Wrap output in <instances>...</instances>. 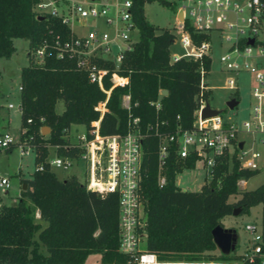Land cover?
I'll list each match as a JSON object with an SVG mask.
<instances>
[{"label": "trees", "instance_id": "obj_1", "mask_svg": "<svg viewBox=\"0 0 264 264\" xmlns=\"http://www.w3.org/2000/svg\"><path fill=\"white\" fill-rule=\"evenodd\" d=\"M39 1L0 0V57L9 58L15 52L16 38L27 40L29 48L28 63L20 71L19 139L5 152L24 142L34 151L36 166L43 165L42 170L36 167L31 177L20 180L16 203L0 204V264H85L92 252L99 254L101 264H135L130 255L119 250L117 194L87 189L74 174L59 179L46 164L50 147H56L60 156L77 155L76 149L66 147L68 131L72 125L91 128L100 117L95 107L104 102L106 93L90 81L87 70L78 68L74 59L55 56L51 44L56 37L68 39L69 28L59 17L38 15L34 7ZM146 1L151 0H134L133 20L139 37L120 66L114 69L110 63L96 61L109 69L103 79L105 90L111 86L113 70L127 78L125 85L110 91L100 133L124 134L131 119L139 118L145 134L139 189L146 249L165 262L161 264H180L177 262L202 256L210 257L209 261L214 256L227 257V253L211 252L217 248L211 229L222 225L221 218L236 206L242 213L262 204L264 211V182L239 191L237 181L248 180L258 171L242 169L234 156L224 155L217 159L210 179H205L200 190H181L175 176L194 166L195 157L180 159L171 148L161 169L165 182L158 184L156 131L172 134L192 126L202 91L199 68L203 66L208 74L210 57L171 61L175 33L172 28L148 22L143 8ZM159 2L173 8L167 0ZM184 26L196 43L210 37L194 32L189 20ZM44 43L48 45L46 54L36 59L33 52ZM162 89L167 94L162 95ZM210 92L202 93L207 101ZM124 95L130 97L129 109L122 105ZM59 100L64 105L60 113L56 111ZM155 101L158 109L152 104ZM43 127L50 129L47 135L41 134ZM233 194L240 196L229 202Z\"/></svg>", "mask_w": 264, "mask_h": 264}, {"label": "built area", "instance_id": "obj_2", "mask_svg": "<svg viewBox=\"0 0 264 264\" xmlns=\"http://www.w3.org/2000/svg\"><path fill=\"white\" fill-rule=\"evenodd\" d=\"M183 8L187 9V16L179 20L175 30L180 34V42L183 53L171 55V61L180 58L201 60L209 55V39L199 43L185 29V20H189L194 32L208 34L213 28L214 19L211 15L201 12H218L217 20L227 22V11L234 13L235 22H227L226 28L235 29L237 35L230 47V51L223 53L219 60L228 72H247L252 76L251 103L246 119L240 121L232 113L231 117L224 118L222 112L216 116L202 118L201 111L208 102L202 97V93L208 90L205 77L207 72L200 65L201 97L199 106L194 111L192 126L188 129L178 128L172 134H162L156 131L158 136V184L165 182L161 173L162 166L171 148L180 159L195 157L202 160L205 168L211 170L216 165L217 159L224 155L234 156L239 167L264 173V65L260 62L253 63L249 59L253 56H264V48L254 53L257 46V36L264 32V4L260 0H244L239 3L234 0H182ZM134 0H40L34 7L38 15L48 14L59 17L68 28V39L56 37L51 49L57 58H72L76 66L88 72L90 81L96 82L100 89L106 93L104 102L96 106L100 117L92 124L91 128L83 127L81 133H77L73 140L67 138V148L77 150L76 156H60L56 154L54 159H46L49 168L65 167L73 160L81 161L85 169V186L87 189L98 193L114 192L118 196V227L119 250L130 255L135 264H161L165 263L157 258L155 252L146 249L145 212L140 195V167L143 157L142 139L145 134L139 126V118L134 117L129 122L124 134L103 135L100 133V119L105 111V104L110 91L115 86H123L127 78L114 72L110 77L111 86L108 90L103 88V79L108 67H102L96 61L110 63L117 69L123 61L125 54L132 49L133 43L139 37V31L133 20ZM246 12L245 17H240ZM83 21L82 23L80 22ZM80 22L81 28H87L85 33H77L73 30V24ZM244 23L243 27L241 23ZM174 31V30H173ZM175 33V31H174ZM135 34L137 37L133 38ZM176 36V33H175ZM230 39V36H228ZM253 39V44L248 41ZM242 41V43L240 42ZM47 44H42L34 50L36 59H41L47 51ZM244 58L243 62L237 57ZM227 87L232 93H237V83L230 77L226 80ZM19 89L21 87L19 86ZM159 108V102H152ZM122 105L126 109L130 107L129 95H124ZM8 104V108H13ZM235 107V106H234ZM233 107V108H234ZM233 108L231 110H233ZM246 136L243 138L242 136ZM18 142V141H17ZM16 143L12 135L0 132V152L6 151ZM27 153L29 146L24 142L20 144ZM53 148L54 151L56 147ZM56 153V151H55ZM38 170L43 169L40 164ZM246 180L240 178L237 186L245 185ZM0 186H8V179L1 178ZM264 216V211H262ZM246 236L240 251L234 248L227 252L229 257L218 261V264H264V230L262 224L256 220L247 221L244 224ZM190 261H178L187 264ZM195 262V261H194ZM203 263V261H199ZM212 262V261H208Z\"/></svg>", "mask_w": 264, "mask_h": 264}, {"label": "rangeland", "instance_id": "obj_3", "mask_svg": "<svg viewBox=\"0 0 264 264\" xmlns=\"http://www.w3.org/2000/svg\"><path fill=\"white\" fill-rule=\"evenodd\" d=\"M49 0H44L48 2ZM173 4V8L161 4L159 0L146 1L143 8L145 16L149 23L158 26L172 28L176 33V38L173 44L170 46V54H181L183 48L180 42V34L174 29L175 25L179 23V20L187 16V9H184L182 0H167ZM236 2H243L244 0H234ZM180 12L179 15L177 13ZM203 15L208 13L214 19V25L217 28H213L210 31L209 43V57H210V70L205 77V81L211 89L208 103L212 108L220 110L224 118L231 117L234 113L238 120L242 121L247 118L248 111L251 103V87L253 85L252 76L247 72H228L221 64L220 56L230 51V47L236 38L241 37L237 35L235 29L226 28L227 22H235V15L232 11H227V22H220L217 20L218 12L202 10ZM246 12L240 15L245 17ZM82 23L83 21L80 20ZM80 22L73 24V30L77 33H85L87 28H81ZM241 23V22H240ZM244 27L245 24L241 23ZM230 36V39L228 38ZM133 38L137 36L132 35ZM257 46H254V53L260 48H264V32L259 33L257 36ZM15 52L9 57H0V122L8 125V131L12 135V138L17 143L20 134V71L21 68L28 63V41L21 38L14 39ZM238 61L243 62L244 58L237 57ZM253 63H262L264 65V56H253L249 59ZM232 77L237 83V93H232L226 85V80ZM233 97H237V105L231 110L227 107V102ZM8 104H12L13 108H8ZM64 109L63 102L59 100L56 104V111L61 112ZM83 127L81 125H72L69 132L70 140H73L77 133H81ZM46 134L48 131H45ZM246 138V136H242ZM247 139V138H246ZM20 145L15 146L10 153L5 151L0 152V179L7 178L8 186H0V204H14L17 201V197L21 187V179L31 177L35 170L36 164L34 163V151L32 149L27 150ZM56 153L53 148L49 149L48 159H54ZM59 179H64L70 174H75L81 183L85 182V169L81 161L73 160L69 165L65 167H53L52 169ZM205 179H210V173L205 168L202 160H196L194 166L185 167L175 176V184L181 190L186 191H198L200 190ZM264 182V173L258 172L254 177L246 180L245 185L237 186L239 191L251 190L259 186ZM7 191V192H6ZM240 194H233L229 197V202H234ZM262 204H256L251 206L247 211L239 214H227L221 218L222 225L225 227H232L236 230L237 245L235 251H240L246 232L244 231V224L250 220H256L262 224L264 230V216H262ZM1 226V225H0ZM218 254L220 249L217 247L214 251ZM229 257V256H227ZM223 256L212 257V262H208L210 257L202 256L194 261H190L187 264H218V261H222L227 258ZM199 261H203L200 263ZM85 264H101L99 254L92 252L88 254L85 260Z\"/></svg>", "mask_w": 264, "mask_h": 264}, {"label": "water", "instance_id": "obj_4", "mask_svg": "<svg viewBox=\"0 0 264 264\" xmlns=\"http://www.w3.org/2000/svg\"><path fill=\"white\" fill-rule=\"evenodd\" d=\"M249 44H253V39H250L248 41ZM162 95L167 94V90L166 89H162L160 92ZM237 105V100L235 98L230 99L227 102V107L232 109L234 106ZM221 111L217 110L215 108H212L209 103L207 102L204 106V108L201 111V117L202 118H209V117H213L216 116L218 114H220ZM50 131V129L48 127H43L41 129V134L42 135H47L45 131ZM26 185H23V188H25ZM241 208L236 206L233 210H232V214L236 215L240 213ZM211 233L213 236V240L215 242V244L217 245V247L220 249L221 252L223 253H227L228 251H230L231 249L234 248L235 245V241H236V230L232 227H225L221 224H217L216 226H214L211 229Z\"/></svg>", "mask_w": 264, "mask_h": 264}, {"label": "crops", "instance_id": "obj_5", "mask_svg": "<svg viewBox=\"0 0 264 264\" xmlns=\"http://www.w3.org/2000/svg\"><path fill=\"white\" fill-rule=\"evenodd\" d=\"M180 14V12H178L177 13V15H179ZM182 16H183V14H182ZM208 86V85H207ZM208 90H211L210 88H209V86H208ZM237 100V99H236ZM11 109V108H10ZM62 112V111H61ZM60 113V112H59ZM20 121V120H19ZM8 125L6 124V123H1L0 122V132H3V131H7V132H9L8 131ZM74 174V173H73ZM70 175H72V174H70ZM75 175V174H74ZM7 192V191H6ZM19 193H20V191H19ZM19 195V194H18ZM214 251V250H213Z\"/></svg>", "mask_w": 264, "mask_h": 264}]
</instances>
